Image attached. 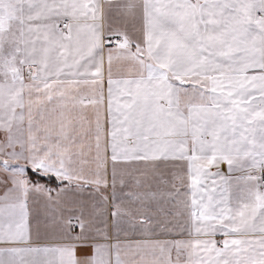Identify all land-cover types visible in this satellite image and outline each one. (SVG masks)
Wrapping results in <instances>:
<instances>
[{
  "label": "snow or ice",
  "instance_id": "6c2138e0",
  "mask_svg": "<svg viewBox=\"0 0 264 264\" xmlns=\"http://www.w3.org/2000/svg\"><path fill=\"white\" fill-rule=\"evenodd\" d=\"M0 264H264V0H0Z\"/></svg>",
  "mask_w": 264,
  "mask_h": 264
}]
</instances>
